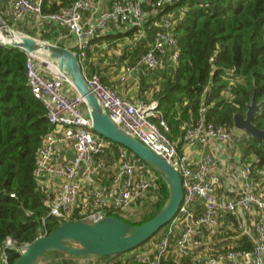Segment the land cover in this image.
Here are the masks:
<instances>
[{
	"label": "built area",
	"instance_id": "2783aa9c",
	"mask_svg": "<svg viewBox=\"0 0 264 264\" xmlns=\"http://www.w3.org/2000/svg\"><path fill=\"white\" fill-rule=\"evenodd\" d=\"M102 1L74 0L54 12H44L40 1L3 0V14L14 26L34 14L43 22L68 29L69 34L76 37L75 54L81 61L87 56L97 30L110 23H123L126 28H136V40L142 39L146 36L145 18L150 14L146 8L164 7L175 2L113 0L108 9L99 10ZM86 12L90 17L83 21ZM174 25L173 14H164L153 20L147 51L135 63L125 67L119 76L120 82L124 83L133 76L139 86L140 80L136 75L148 74V70L161 66V58L167 53L170 54L172 69H177L179 50ZM26 71L33 94L44 103L52 125L39 149L34 171L36 180L45 187L49 196L45 203L50 207V215L67 219L74 210H78L82 217L79 220L94 222L106 216L108 209L129 218L143 211V206L136 208V204L154 198L159 180L155 170L129 148L114 146L93 130L84 97L59 67L55 69L40 57L28 53ZM86 81L110 119L122 131L145 143L182 176L185 195L178 215L160 236L154 256L140 252L136 255L137 262L168 264L163 259L171 248L172 236L177 235L174 226L180 224L175 250L181 257H189L185 264H264V164L238 162L231 173L236 181L228 187L229 179L220 158L209 150L211 142L225 148L235 147V134L226 125L207 120L208 107L203 103L198 119L181 126L184 142L201 150L199 158L191 159L169 137L170 124L161 117L156 100L132 102L124 98L117 88L106 84L98 73L86 76ZM69 151L74 158L68 156ZM51 186H54L53 190H50ZM228 192L234 194L233 197L227 198ZM198 203L202 204L199 214L195 211ZM226 213L235 216L240 235L249 238L252 248L230 247L205 255H191L194 246L199 244L201 228L213 233ZM248 215L258 217L253 226L248 223ZM47 234L41 230L36 239ZM28 245L22 248L21 253ZM6 246H14L11 237L7 238ZM0 264H11L6 251H3ZM37 264L49 263L40 261ZM87 264L102 263L88 261Z\"/></svg>",
	"mask_w": 264,
	"mask_h": 264
},
{
	"label": "trees",
	"instance_id": "16d2710c",
	"mask_svg": "<svg viewBox=\"0 0 264 264\" xmlns=\"http://www.w3.org/2000/svg\"><path fill=\"white\" fill-rule=\"evenodd\" d=\"M46 1L43 0L44 12H54L74 0H62L60 5L52 7ZM146 9L150 14L145 18L144 28L149 37L152 36L151 26L156 17L173 14L175 18L173 32L179 50L178 67L176 70L171 67L152 101L158 102L161 117L170 124L169 137L181 142L179 149L184 143L182 124L196 121L203 103L208 107L207 120L226 125L231 131L234 128V115L246 114L248 105L256 96L261 107L254 115L253 122L264 129V0H175L171 5H155ZM41 23L54 30L59 28L51 22ZM9 24L14 26L12 21ZM15 28L23 32L26 30L21 25ZM135 31L136 28H132L127 35H134ZM38 33L37 29L27 32L34 38H38ZM41 33L40 38L50 39L46 30ZM144 41L146 43L142 42L139 47L144 46L145 51L142 50L144 52L139 58L148 49V42ZM27 56L23 49L0 42V259L3 251H6L11 264H15L27 243L36 240L39 231L50 233L62 223L82 218L78 210H74L67 219L50 215V207L45 203L49 197L47 191L34 176L39 149L52 125L44 103L34 96L29 84ZM142 83H146V78ZM236 140L241 162L264 164L262 141L246 132ZM111 143L120 145L114 141ZM158 176L153 200L143 206V213L137 214L142 215L140 221H131L126 215L110 209L107 215L132 224H142L153 218L169 199L168 186ZM171 223L146 242L154 241V237L162 230L166 231ZM203 231L208 236L214 235L216 229L212 233L201 228ZM177 235L172 236L170 249H175ZM8 237L14 240V246H6ZM237 241L235 247L238 248L251 249L253 246L246 236ZM146 242L133 249L137 251L136 254L140 253L138 249ZM62 253L69 255L71 260H78L76 256ZM121 254L98 257L110 259ZM163 261L172 264L166 261V257ZM121 263L123 261H117V264ZM128 264L140 263L134 256L128 258Z\"/></svg>",
	"mask_w": 264,
	"mask_h": 264
},
{
	"label": "water",
	"instance_id": "95a60500",
	"mask_svg": "<svg viewBox=\"0 0 264 264\" xmlns=\"http://www.w3.org/2000/svg\"><path fill=\"white\" fill-rule=\"evenodd\" d=\"M0 34L7 39L1 40L3 44L37 55L49 54L72 80L75 90L84 97L93 130L133 151L164 179L169 189V199L164 207L153 218L142 224H132L114 215H106L94 222L85 220L65 222L28 245L15 264H37L51 251L65 252L76 257L126 253L148 241L161 228L172 222L179 213L185 195L181 174L149 146L126 134L110 119L104 106L88 86L76 54L64 46L20 33L3 18L1 13ZM260 107L261 103H258L254 96L246 114L234 115V128L250 134L264 145V129L257 127L253 122L254 115ZM68 156L74 158L71 151L68 152ZM136 255L135 253L133 256Z\"/></svg>",
	"mask_w": 264,
	"mask_h": 264
},
{
	"label": "crops",
	"instance_id": "0c3cea01",
	"mask_svg": "<svg viewBox=\"0 0 264 264\" xmlns=\"http://www.w3.org/2000/svg\"><path fill=\"white\" fill-rule=\"evenodd\" d=\"M40 1L43 5V0H33ZM47 5L49 7L60 5L62 0H47ZM113 0H103L101 5L99 6V10L108 9ZM0 7L3 10V0H0ZM52 12V11H51ZM90 17V13L85 14V19ZM39 17L32 14L26 19L22 20L18 23L24 29H37V32H42L46 30L49 35L52 43L64 46L68 49L75 51L76 49V37L74 34H69L68 29H60V27L56 24L55 27H59L58 30H54L51 27L43 24L41 25ZM50 23V22H47ZM16 25V27H18ZM43 28V29H42ZM129 28H126L124 25H118L116 23H110L103 30V33L98 34L95 38L90 42L89 48L87 50V56L81 60V66L83 68L85 76H90L94 73H98L101 77H103L106 83L110 86H114L120 91V94L132 101H144L149 102L152 101L153 95L157 90H159V85L163 84L165 80V76L169 74L171 69V63L169 62L170 54L167 53L161 58V66L154 70H148V74H137L136 76L140 80V85L138 86L135 78L130 76L126 82L122 83L119 81L120 74L124 71L125 67L129 64H133L136 60L139 59L140 55L145 51L139 49V46L133 44L132 35H127ZM127 39V40H126ZM126 40L127 43H124ZM41 59L45 60L46 63H49L55 69H58L57 62L52 60L48 54L41 55ZM146 78V84L142 83V80ZM71 92H74L71 89ZM178 145L181 143L179 140L176 141ZM225 148L222 145H218L215 142H211L209 146V150L214 152L221 160V166L223 167V171L226 177L229 179L228 187H231L232 184L235 183V179L231 176V173L237 168L238 162H240V152L236 148ZM181 151L190 156L191 159H197L200 156L201 150L199 148L189 147L185 142L181 145ZM234 194L228 192L226 194L227 198L233 197ZM149 199V200H148ZM140 205L136 204V208H140L145 204H150V200L153 198H148ZM202 204H196L195 211L197 214L201 213ZM144 211H140L138 213H143ZM248 223L253 226L254 222L258 219L257 215H248L247 216ZM176 230V234H178V230L181 231V225L175 224L174 226ZM179 231V233H180ZM200 241L197 246H194L191 255L196 253H213L221 250H226L230 247H235L238 244L239 238H242L241 232L236 227L235 216L231 213L224 214L220 219V224L216 229L214 235H208L207 232H201ZM221 235V236H220ZM220 238V240L218 239ZM160 238V237H159ZM231 241H229L228 239ZM225 240V244L220 245L218 242ZM230 243V245H228ZM150 244L154 245V248L149 249L148 253L154 256L156 243L154 241L150 242ZM143 250L139 249V252ZM137 252V251H136ZM129 253V254H128ZM121 254L115 258H100L95 257L96 261L101 262L102 264L110 263L117 264V261H123L121 264H128V258L134 257L131 252ZM145 253V252H143ZM166 261L171 262L172 264H185L189 257H181L175 249H170L167 253ZM85 260L93 259L84 258ZM83 259V260H84ZM93 259V261H95Z\"/></svg>",
	"mask_w": 264,
	"mask_h": 264
},
{
	"label": "rangeland",
	"instance_id": "374dc122",
	"mask_svg": "<svg viewBox=\"0 0 264 264\" xmlns=\"http://www.w3.org/2000/svg\"><path fill=\"white\" fill-rule=\"evenodd\" d=\"M43 6V5H42ZM0 13H1V15L3 16V18L5 19V20H7V22H9L8 21V19H7V17L3 14V10H2V12L0 11ZM86 13H89V12H86ZM85 13V14H86ZM85 14H84V17H83V21H85L86 19H85ZM32 16V15H31ZM40 21V20H39ZM18 23L19 22H17V23H15L16 25H18ZM41 23V22H40ZM41 24H43V23H41ZM15 25V26H16ZM15 26H14V28H15ZM16 29V28H15ZM105 28H103V29H101V30H97V32L95 33V35H94V37H96V36H98V34H101V33H103V30H104ZM17 31H19L20 33H22V34H24V35H28V36H30L29 34H27V32H28V30L29 29H26V30H24V32L23 31H21V30H18V29H16ZM27 31V32H26ZM40 35H42V33L40 32V33H38L37 34V36H38V38L37 39H39V40H44V39H42V38H40L39 36ZM32 37V36H31ZM149 36H148V32L146 31V36L144 37V38H142V39H138V40H136V37H134V35H133V37H131L134 41H133V44H135V45H137V46H142V45H140L142 42H145L146 43V41H144L145 39H147ZM150 38L151 37H149L148 38V40H147V42L148 41H150ZM127 40V39H126ZM126 40H124V43H127L126 42ZM47 41V40H46ZM0 42H2L1 40H0ZM49 42H51V41H49ZM52 43V42H51ZM53 43H55V42H53ZM139 49L140 50H145V48H144V46L143 47H139ZM71 50V49H70ZM73 51V50H72ZM74 53H75V51H73ZM28 53V52H27ZM31 54H33V53H31ZM40 54V53H39ZM34 55H36L37 57H42L41 55H37V54H35L34 53ZM146 84V83H145ZM231 132L233 133V134H235V136L236 137H238L239 135H241V134H243V133H245V132H243V131H239V130H237L236 128H232L231 129ZM53 188H54V186H51L50 187V190H53ZM142 219V215L140 214V215H136V216H130V220L131 221H140ZM177 230H179V229H177ZM164 232H165V230H162L161 232H159L155 237H154V242L155 243H157V241H158V237H160L161 235H163L164 234ZM221 236V235H220ZM218 239L220 240V238L218 237ZM228 239V238H227ZM240 239V238H239ZM229 240V239H228ZM229 241H231V239L229 240ZM150 242H152V241H150ZM150 242L149 243H147L146 242V244H144L143 246H141L139 249L140 250H143L142 252H145V253H148L149 251V249H151V248H154V245L153 244H150ZM225 240H223V241H219L218 243L220 244V245H223V244H225ZM228 245H230V243L228 244ZM230 246H232V245H230ZM235 248H238V247H235ZM138 249V250H139ZM133 255L135 254V253H137L136 251H130ZM128 253V252H127ZM129 254V253H128ZM203 255H205V254H207V253H202ZM148 255H150V253H148ZM150 256H152V255H150ZM91 257H93V259H95V257H97L96 255H91V256H87V257H78V260H71V257L69 256V255H66V254H64V253H62V252H59V251H52V252H49L46 256H44L40 261H44V262H48V263H56V264H87V262H88V260H85L84 258H91ZM84 259V260H83ZM93 259L92 260H90V263L93 261ZM39 261V262H40ZM95 261H96V259H95Z\"/></svg>",
	"mask_w": 264,
	"mask_h": 264
},
{
	"label": "bare ground",
	"instance_id": "6f19581e",
	"mask_svg": "<svg viewBox=\"0 0 264 264\" xmlns=\"http://www.w3.org/2000/svg\"><path fill=\"white\" fill-rule=\"evenodd\" d=\"M0 40H7L5 39L1 34H0ZM44 54H47V53H40L39 55H44ZM49 55V54H48Z\"/></svg>",
	"mask_w": 264,
	"mask_h": 264
}]
</instances>
